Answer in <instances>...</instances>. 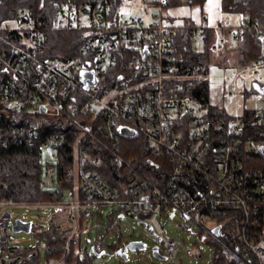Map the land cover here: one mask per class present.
<instances>
[{"label": "built area", "instance_id": "2783aa9c", "mask_svg": "<svg viewBox=\"0 0 264 264\" xmlns=\"http://www.w3.org/2000/svg\"><path fill=\"white\" fill-rule=\"evenodd\" d=\"M49 2L54 14L51 27L77 29L85 40L74 57L44 60L39 56L44 47L42 24L33 9L21 8L0 19V117L13 107L31 112L54 107L59 115L60 98L78 92L87 99L82 111L91 120H99L98 128L108 135L113 148L119 146L117 134L141 135L151 155L168 163L169 180L155 186L151 194L148 184L138 181L119 200L115 192L83 170V163L98 166L101 160L89 159L78 148L76 172L79 191L86 200H65L62 194L57 204L0 199V264H39L36 253L27 254L11 239L10 226L16 219L10 208L17 204L55 208L54 214L63 217L49 216L46 227L67 230L69 239L84 211L117 207L120 217L143 224L156 235L163 257L171 256L176 244L163 237L157 217L179 213L196 227H208L205 222L214 221L211 230L218 226V234L232 225L238 264H264V134L259 140L247 139L242 118L228 122L209 117V95L194 90L198 67L179 57L173 45L176 31L184 23L177 25L159 16L147 24L138 17H123L121 8L111 14L108 0ZM191 24L188 36L192 41H201L204 31L212 30L211 51L223 52L227 37L222 26H210L205 16ZM10 33L14 36L9 38ZM242 39L239 29L232 41L237 44ZM263 67L264 61L254 62L236 71L224 82L225 100L231 102L234 90L245 89V81H259ZM256 111V123L264 126V110ZM18 136L36 139L26 129ZM49 145L44 143L41 149L48 151ZM217 217L221 218L219 224ZM34 228L30 223V231ZM64 249L67 253V244ZM63 258L45 264H60Z\"/></svg>", "mask_w": 264, "mask_h": 264}, {"label": "trees", "instance_id": "16d2710c", "mask_svg": "<svg viewBox=\"0 0 264 264\" xmlns=\"http://www.w3.org/2000/svg\"><path fill=\"white\" fill-rule=\"evenodd\" d=\"M41 1H45L42 6ZM76 4L78 0H71ZM112 5L111 14L117 12L125 0H108ZM205 0H158L150 6H157L161 10L178 6L202 7ZM49 0H0V19L12 16L18 9L30 8L39 18L43 31V51L40 57L44 60H63L77 55V50L85 40L84 33L77 29L51 27L54 19L53 9ZM41 5V8H40ZM53 7V6H52ZM221 11L238 14L241 17L239 28L243 30V39L234 44V31L224 30L227 43L220 53H213V31L205 30L196 49V43L189 38L192 27L190 21H184L183 28H178L173 38L175 52L183 57L187 64L198 67L195 91L205 96L209 95L210 83L208 74L214 56L221 60L219 66L225 67L227 61H232L237 69H244L254 62L264 61V0H221ZM247 25H245V23ZM6 37V34H3ZM11 33L7 37H13ZM250 92L242 91L243 96ZM70 96H73L72 98ZM62 97L59 115L55 108L31 112L26 107L20 111L9 108L0 117V143L6 140L7 144L0 145V199L24 204H57L60 194L68 191L70 198L86 200L79 191L77 163L79 160L77 149L81 148L89 159L99 158L100 165L93 166L83 163V170L97 177L101 183L115 192L117 199L123 200L124 190L138 181L148 184V194L155 186L165 184L169 179L168 163L163 159L151 155L146 140L138 135L117 134L118 148H113L106 133L99 130V120H91V116L82 111L87 99L78 92ZM58 102V103H59ZM56 114V115H55ZM209 117L217 120L233 122L239 117L244 121V131L247 139L259 140L264 134V126L256 123L257 111L244 109L240 116H233L218 106H209ZM21 129L31 130L36 139L19 137ZM50 142L49 150L43 151L41 146ZM54 151L56 163L51 165L56 173L57 189L48 191L41 182V157L43 153ZM48 165V164H45ZM99 207L96 216L101 213ZM92 215L91 211H84L78 221L77 233L69 239L67 230L55 231L52 226L46 227L36 235L45 238L44 258L47 263L60 260L63 256L65 264H93V258L100 255L105 249V238L120 232L117 224L120 218V209L111 207L106 216L103 237L96 238L89 255L81 249V236L84 232L85 221ZM169 218V217H168ZM221 218H215L217 224ZM198 235L204 238L211 252L210 264H238L233 246L235 228L232 225L221 229L218 236L211 233V228L199 224ZM67 244V253L64 246ZM117 245L107 247L108 251L115 252L120 248ZM93 249V250H92ZM36 253L40 261L37 248L22 250ZM104 253V252H103ZM101 256V255H100ZM99 256V257H100Z\"/></svg>", "mask_w": 264, "mask_h": 264}, {"label": "rangeland", "instance_id": "374dc122", "mask_svg": "<svg viewBox=\"0 0 264 264\" xmlns=\"http://www.w3.org/2000/svg\"><path fill=\"white\" fill-rule=\"evenodd\" d=\"M158 0H125L121 6L120 12L123 17L129 16L141 18L143 23H154L159 16L164 15L165 11H160L157 6H150ZM196 49H200V43L197 42ZM221 58L218 55L214 56L213 62L209 69V78L212 79L213 87H210L209 103L211 106L222 107L227 113L234 116L239 115L243 109L264 110V94L260 91H251L248 96H243V90H234L231 102L225 100L222 95L221 84L223 80L230 79L231 76L227 73V69L220 68L219 61ZM219 66V67H218ZM229 77V78H228ZM258 79L264 83V67L260 69ZM246 88L249 92V82L245 81ZM237 93V94H236ZM56 115V114H55ZM237 117V116H236ZM43 164L41 169V182L43 188L48 191L57 189L56 173L54 165L56 163V155L54 151L43 153L41 157ZM48 164V165H45ZM65 200L68 199V191H63ZM111 210V206H105L99 210L101 213L96 216V211L91 209L92 215L85 221L84 232L82 233L81 249L82 252H87L92 255L91 248L96 238H102L104 235V224L106 216ZM14 214L13 220H21L23 223H31L34 229L29 233L22 231L15 232L10 226V236L13 239V244L21 250L29 248H37L40 255L39 264H45V238L42 235H36L35 232H41L46 227L45 221L55 212L51 207L31 206L17 204L10 208ZM82 217V214H81ZM162 228L163 237L172 240L175 244V250L171 256H166V260L162 261L155 258L152 254V249L157 248L160 242L156 235L147 228L130 218L122 216L117 223L120 227V232L114 235H108L105 238V250L100 257L93 258V264H210L211 252L204 238L198 235V229L193 222H186L185 219L176 213L172 218L165 216L157 217ZM209 228L215 225L214 221L205 222ZM77 233V232H76ZM75 233V234H76ZM121 241L120 248L130 242H141L144 249L140 251H127L126 260L113 252L108 251L107 247L117 245ZM60 264H65L61 262Z\"/></svg>", "mask_w": 264, "mask_h": 264}, {"label": "crops", "instance_id": "0c3cea01", "mask_svg": "<svg viewBox=\"0 0 264 264\" xmlns=\"http://www.w3.org/2000/svg\"><path fill=\"white\" fill-rule=\"evenodd\" d=\"M220 4H221V0H205L202 7H199L197 5L191 6V7H189V6H178V7L168 8L167 10H161L159 7L158 8L161 12L165 11L164 15H162L163 18H165L168 21H173L177 25L184 23V21H190L191 23L196 24L200 21L202 16H205L206 21L210 26L220 25L223 27V30H231V31L236 32L237 30L240 29L239 26H240V22H241V17L238 14L222 12ZM220 68L227 69L228 70L227 73L229 74V76H231V78H233L236 71L241 70V69H237L233 65L232 61H227L226 66L225 67L220 66ZM208 79L210 81L211 86L213 87V82H212V79L209 78V74H208ZM226 81H227V79L225 78V80H223V82L221 84H224V82H226ZM249 87H250L249 92H251V91L256 92L258 90L261 93L263 92V94H264V83H262L261 80L255 82V83L254 82L249 83ZM224 89H225V85H223L221 87L222 93H223ZM245 89L246 90H244V91L248 92L247 88H245ZM237 92H238V90H237ZM238 93H242V91L238 92ZM240 115H241V113L239 115H236V116H240ZM53 209L55 210V208H53ZM55 212H56V210H55ZM54 213L51 214L52 218H54V219H59V218L63 217V215L59 216V215L54 214Z\"/></svg>", "mask_w": 264, "mask_h": 264}, {"label": "water", "instance_id": "95a60500", "mask_svg": "<svg viewBox=\"0 0 264 264\" xmlns=\"http://www.w3.org/2000/svg\"><path fill=\"white\" fill-rule=\"evenodd\" d=\"M263 93V92H262ZM42 110H44L42 107H41ZM136 137V136H134ZM172 216H170L171 218ZM219 227L216 226L215 228H213L211 230V233L217 237L218 236V231H219ZM13 231L15 232H19V231H22V232H25V233H29L30 232V223H23L19 220H16L15 223H14V226L12 228ZM144 249V245L143 243L141 242H130V243H127L125 246L117 249L113 254L114 255H118L120 256L121 258H123L124 260H126V253L127 251H140ZM93 250V249H92ZM103 252L100 254L102 255ZM152 254L155 258L159 259V260H166V257H163L159 254L158 252V249L157 248H153L152 249ZM100 255H97V257H99Z\"/></svg>", "mask_w": 264, "mask_h": 264}]
</instances>
